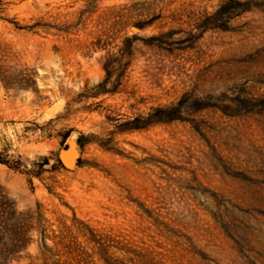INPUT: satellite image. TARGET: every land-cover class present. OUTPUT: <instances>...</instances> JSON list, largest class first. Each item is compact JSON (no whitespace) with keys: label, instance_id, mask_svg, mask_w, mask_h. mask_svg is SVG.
<instances>
[{"label":"rangeland","instance_id":"rangeland-1","mask_svg":"<svg viewBox=\"0 0 264 264\" xmlns=\"http://www.w3.org/2000/svg\"><path fill=\"white\" fill-rule=\"evenodd\" d=\"M0 160L9 264H264V0H0Z\"/></svg>","mask_w":264,"mask_h":264},{"label":"trees","instance_id":"trees-1","mask_svg":"<svg viewBox=\"0 0 264 264\" xmlns=\"http://www.w3.org/2000/svg\"><path fill=\"white\" fill-rule=\"evenodd\" d=\"M174 109V108H173ZM169 118L168 119H172V117L173 116H168ZM139 118H136L134 121H131V122H129V125H130V127H129V129H138V128H141V127H144V126H147V125H149L150 123H152L151 122V120H147L145 123H143V124H140L139 123ZM83 138H84V136L83 135H81L80 137H79V143H80V146H82V140H83ZM0 161H3V160H0ZM47 161H48V159L46 158V157H44V162H41V163H43V164H45V163H47ZM5 204V206H6V203H4ZM8 207H6L5 208V210H4V212L6 213V214H9L10 212L8 211V209H7ZM4 219H5V221L7 222L8 220H10V218H8V217H4ZM4 221V222H5ZM5 222V223H6ZM17 223H16V228H17V230H15L16 231V233H15V236L14 237H12V238H9V240H8V242H6V243H4V247H5V250H0V264H9L11 261H12V259L16 256V253L19 251V249L20 248H22V247H24L25 246V244L28 242V237H27V225H26V223H23V225L21 224V223H19L18 221H16ZM14 226V227H15ZM11 227V226H10ZM4 228H7L6 227V225L4 226ZM6 231H8V229H6ZM42 232L44 233L45 232V230H42ZM43 235V234H42ZM46 236H45V234L43 235V238H42V240L43 241H45L46 240V238H45ZM56 237H59L60 238V240L59 241H63L64 240V238H63V236H59V235H57ZM59 243V242H58ZM8 246L10 247H12L13 249H7L8 248ZM53 256H54V254H52V258H53ZM76 256H77V254H76ZM76 258V257H75ZM74 258V259H75ZM67 262V261H66ZM65 262V263H66ZM122 262V261H121ZM120 262V263H121ZM56 264H59V262L58 261H56ZM121 264H125V263H121Z\"/></svg>","mask_w":264,"mask_h":264},{"label":"water","instance_id":"water-1","mask_svg":"<svg viewBox=\"0 0 264 264\" xmlns=\"http://www.w3.org/2000/svg\"><path fill=\"white\" fill-rule=\"evenodd\" d=\"M67 143H68V147L60 150L59 159L66 168L73 169L77 165V162H78L80 144L77 139L71 136L68 138ZM69 151L74 152V155L71 159L68 158L65 154L66 152H69Z\"/></svg>","mask_w":264,"mask_h":264},{"label":"bare ground","instance_id":"bare-ground-1","mask_svg":"<svg viewBox=\"0 0 264 264\" xmlns=\"http://www.w3.org/2000/svg\"><path fill=\"white\" fill-rule=\"evenodd\" d=\"M66 154V156L68 157V158H72L73 157V155H74V152L73 151H69V152H66L65 153Z\"/></svg>","mask_w":264,"mask_h":264}]
</instances>
